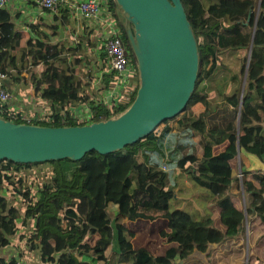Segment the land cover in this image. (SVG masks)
Wrapping results in <instances>:
<instances>
[{"label":"trees","instance_id":"1","mask_svg":"<svg viewBox=\"0 0 264 264\" xmlns=\"http://www.w3.org/2000/svg\"><path fill=\"white\" fill-rule=\"evenodd\" d=\"M182 3L199 53L196 87L184 110L160 124L148 137L109 154L93 150L80 160L64 158L40 163L1 160L0 190H8L9 195L0 193V264H18L16 258L1 255V250L10 244V236L18 232V220L23 227H30L31 246L38 247L42 259L52 264H207L197 254L208 258L213 245L222 243L229 235L244 232L246 213L232 193L240 180L233 175V162L241 153L264 156V0H182ZM108 6L111 20L138 63L128 33L133 25L124 21L123 10L116 0H110ZM37 27L33 28L39 37L30 36L23 43L26 33L17 27L9 10L0 9V70H20V63L35 81V67L45 65L38 82L45 84L42 96L53 120L45 117L33 123L75 126L70 110L81 102H90L96 122L117 117L129 108L138 89L129 101L124 100L118 106L97 103L93 97L101 89H92L95 92L90 95L78 77L91 69L92 59L86 56V70H82V52L70 62L68 53L75 49L62 41L53 43ZM55 30L52 26L53 34ZM238 36L244 39V46L231 44L229 38ZM245 46L252 49L250 59L245 56L241 67L244 91L211 106L200 85L213 77L224 54ZM18 51L19 60L15 54ZM103 79L106 85L111 84L110 75ZM201 107L204 109L199 111ZM20 113L9 110L4 118L10 119L13 114L18 116L16 122H26ZM181 131L195 136V141L180 144L182 157L176 167L164 170L163 140L168 134ZM38 164L42 172L49 174L39 183V193H33L25 172H38L35 170L39 168L33 169ZM175 168L207 189L209 198L226 192L216 205L220 224L227 233L214 225L211 215L197 219L186 209L171 208L175 192L168 184L175 183ZM243 175V187L251 196L247 214L255 217L253 223L264 227V169H246ZM111 205L116 207L114 218L108 210ZM160 218L167 220L170 229L160 231L167 240L163 252L155 255L145 247L134 248L126 236L128 223ZM130 234L134 236L132 231ZM19 237L23 239L25 234ZM110 247L115 254L109 252ZM85 255L92 257L94 263L85 259Z\"/></svg>","mask_w":264,"mask_h":264},{"label":"water","instance_id":"2","mask_svg":"<svg viewBox=\"0 0 264 264\" xmlns=\"http://www.w3.org/2000/svg\"><path fill=\"white\" fill-rule=\"evenodd\" d=\"M116 2L133 25L128 33L141 83L132 104L117 117L82 126H43L0 117V161L80 160L93 150L109 154L148 137L184 110L196 87L199 53L182 0Z\"/></svg>","mask_w":264,"mask_h":264},{"label":"rangeland","instance_id":"3","mask_svg":"<svg viewBox=\"0 0 264 264\" xmlns=\"http://www.w3.org/2000/svg\"><path fill=\"white\" fill-rule=\"evenodd\" d=\"M122 18L127 23L129 22L127 15L123 11ZM229 39L233 46H244V39L241 36L230 37ZM249 53L250 48L247 50L245 46L244 48L232 50L231 52L224 54L213 77L208 81H204L200 85V88L208 95V100L211 106H215L217 103L225 100L227 96H231L238 91L243 92L245 88V76L243 77L241 74V67L244 57L249 56ZM16 56L19 60L21 56L20 51L16 53ZM84 63L85 62L80 65L82 70H86V65H84ZM43 68L44 65L41 63L35 67V70L40 74ZM76 68H79V66H76ZM21 70L23 69L21 68ZM85 74H88V70H86ZM39 99H41L39 101L42 103L47 102L42 96V93H39ZM203 109L204 107H201L199 111H202ZM41 111L43 112V110ZM31 115H35V113H31ZM187 134L188 133L184 131L178 133L172 132L164 138L163 149L165 157L161 161L163 166H166L167 169L176 167L177 161L182 157V152L178 149V146L180 144H188L189 141H195V136L192 137ZM139 160L142 162L143 158L139 157ZM169 161H171L170 165H168ZM263 165L264 156H258L253 153H241L233 162V175L238 176L240 180L239 186L232 193L235 194L237 205L246 213V219L243 222L244 232L238 235H229L222 243L213 245L211 248L213 251L208 258H206L204 254H197L200 258H205L207 264L264 263V227L258 222L256 224L253 223L255 217H249L247 214L246 208L251 203V196L245 192L242 184L244 175H241L246 169H260ZM40 167V164L33 167L34 170L39 168L38 170H35L39 173L25 172L27 182L31 185L33 193L35 191L39 193V183L49 174V172H42ZM179 171L178 168H175V183L168 184V187L175 192L176 197L175 200H171V208L174 209L177 206L183 207L192 212L195 218H204L211 215L214 219V225L227 233L228 231L226 227L220 224L219 210L218 206L215 204V197L212 199L210 198L212 200L211 204L208 202L206 206H202L201 201L207 196L209 197V191L190 180L189 177L186 176V172L181 175ZM7 191L8 190L3 189L0 190V193L9 195ZM108 210L111 218H114L116 207L111 205ZM160 219L154 221L138 219L136 222L128 223V232L126 233V236L128 240L132 241L134 248L146 247L147 249H151L155 255H159L163 252L167 246V240L161 236L160 231L164 230L163 227L166 226L167 220L163 218ZM17 225L19 231L17 234L10 236V242L17 241L21 234H25L26 238L22 241L20 248L22 250L28 247L31 248L33 242L32 239H30L31 233L28 232L29 226L23 227L20 220H18ZM5 229H7V227H5ZM131 231L134 233V236L130 234ZM38 243L39 242H36L35 245H39ZM109 252H113L111 247L109 248ZM113 254L115 253L113 252ZM84 258L90 259V261L94 263L92 257L85 255Z\"/></svg>","mask_w":264,"mask_h":264},{"label":"built area","instance_id":"4","mask_svg":"<svg viewBox=\"0 0 264 264\" xmlns=\"http://www.w3.org/2000/svg\"><path fill=\"white\" fill-rule=\"evenodd\" d=\"M109 3L110 0H0V9H7L12 12L11 8L14 6H33L37 7L42 13L56 14L61 8L69 5L73 8L76 17L80 21H83L89 27L100 28L101 36L96 46L95 57L98 60L104 58L107 61V67L102 68L97 79L96 87L101 89V92L95 101L107 107H113L118 106L124 100L129 101L132 94L139 88L141 79L138 63L135 62L124 44L123 38L118 33L115 21L111 20L112 11L109 9ZM10 73V71L0 70V117L3 119H5V114L9 113V110L20 112L15 107L17 101L15 94L6 84ZM105 75L111 76V84L109 86L106 85L103 79ZM34 113L35 115L31 116H24V114L20 113L21 118L26 121L20 123L35 124L33 122L43 120L45 117L47 120H53L52 115L47 114L46 111H36ZM61 113L65 114L64 111H61ZM70 114L69 116L74 119L78 126L96 122L90 102L73 106ZM17 119L18 116L12 114L10 119L5 120L16 122ZM163 169L169 170L166 166H163ZM24 238L21 239V242Z\"/></svg>","mask_w":264,"mask_h":264},{"label":"crops","instance_id":"5","mask_svg":"<svg viewBox=\"0 0 264 264\" xmlns=\"http://www.w3.org/2000/svg\"><path fill=\"white\" fill-rule=\"evenodd\" d=\"M11 11L12 15L14 16L17 27L23 31V34H27H25L24 36L23 43H25V41L30 36H33L35 39L39 37L38 32H36L33 28L34 26H38L39 31L43 32L46 35H49L53 43L62 41L63 43H66L65 46H70L75 49L73 53H68L70 62L73 60V56L81 54L80 52L83 53L81 54V58L84 61L86 60V56L88 58H91L92 66H90L91 69H88V74L83 73L78 77L82 80L81 82L83 87H85L86 91L90 93V95H93L95 92L92 89L98 90V88L96 87V82L98 81L97 79L101 73L102 68L107 67V65H105V62L107 63V61H105L104 59L98 60L95 57L96 46L101 36L100 28L94 26L89 27L88 25H86V23L80 21L76 17L73 8H71L69 5H66V7L61 8L60 11L56 14H52L49 12L42 13L37 7L33 6H14L11 8ZM52 26L56 27L55 34H53ZM16 53L17 52H15V54ZM84 65L87 66L86 61ZM19 67L20 70L14 69L12 70V72L10 71L11 73L9 79L6 81L7 86L15 94L17 100L15 107H17L21 114H24V116H31V113L41 110L46 111L47 114H50L51 112L48 102L42 103L41 101H39L41 100L39 99V93H42V89L45 86L44 83L38 82L40 74H38V72H36L35 70L37 78L34 81L31 78V73L28 72V70H21L22 66L20 65V63ZM20 71L22 72L21 74L19 73ZM98 95L99 93L97 94V96ZM97 96L93 97V100H95ZM81 103H78L76 105H79ZM225 193L222 192L221 195L215 197V204L217 203L218 199L222 198L225 195ZM211 199L207 196L204 200L201 201V205L206 206L208 202L211 204ZM177 208L184 209L180 206H177ZM190 213L193 214L192 212ZM197 219L202 218L197 217ZM163 229L168 232L170 231L167 226V221L166 226H164ZM20 242V237L17 241H11L8 246L1 250V255H3L7 259L16 258L19 264H52L50 262H45L42 259L38 247L31 246V248L28 247L22 250L20 248ZM149 250L153 253L151 249Z\"/></svg>","mask_w":264,"mask_h":264}]
</instances>
